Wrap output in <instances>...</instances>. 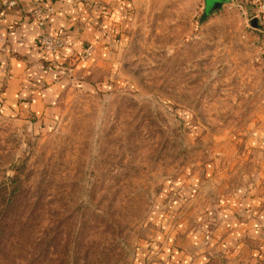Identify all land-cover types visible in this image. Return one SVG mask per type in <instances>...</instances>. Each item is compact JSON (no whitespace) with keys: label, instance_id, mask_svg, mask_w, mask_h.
Returning <instances> with one entry per match:
<instances>
[{"label":"rangeland","instance_id":"374dc122","mask_svg":"<svg viewBox=\"0 0 264 264\" xmlns=\"http://www.w3.org/2000/svg\"><path fill=\"white\" fill-rule=\"evenodd\" d=\"M194 2L151 0L129 19L101 8L89 40L45 62L48 109L0 97V187L21 181L47 240L30 264H264L250 0L206 16Z\"/></svg>","mask_w":264,"mask_h":264},{"label":"crops","instance_id":"0c3cea01","mask_svg":"<svg viewBox=\"0 0 264 264\" xmlns=\"http://www.w3.org/2000/svg\"><path fill=\"white\" fill-rule=\"evenodd\" d=\"M150 2L151 0H0V97L3 106L11 111H30L37 116L41 115L49 108L55 95V85L49 77L52 73L45 62L67 57L78 50L86 39L89 40L95 34L99 22L96 12L101 11V8L113 14L121 10L123 17L129 19L135 7L140 9ZM205 2L211 0H202V7ZM259 2L260 0H250L243 3V10L252 13L250 20L258 18L257 26H249L243 37L249 38L256 46L254 59L262 64L264 16L255 13ZM194 3L200 4L201 0ZM37 11L43 15L47 31L61 36L65 41L64 46L55 54L45 52L38 46L40 28L35 20Z\"/></svg>","mask_w":264,"mask_h":264},{"label":"trees","instance_id":"16d2710c","mask_svg":"<svg viewBox=\"0 0 264 264\" xmlns=\"http://www.w3.org/2000/svg\"><path fill=\"white\" fill-rule=\"evenodd\" d=\"M18 178L0 187V264H30L42 262L48 251L47 240L36 238L35 203Z\"/></svg>","mask_w":264,"mask_h":264},{"label":"built area","instance_id":"2783aa9c","mask_svg":"<svg viewBox=\"0 0 264 264\" xmlns=\"http://www.w3.org/2000/svg\"><path fill=\"white\" fill-rule=\"evenodd\" d=\"M255 13L256 15L264 16V0H260ZM35 17L38 27L40 28L38 35V45L40 49L49 53H57L64 46V39L59 35H53L47 31V25L40 12H37Z\"/></svg>","mask_w":264,"mask_h":264},{"label":"water","instance_id":"95a60500","mask_svg":"<svg viewBox=\"0 0 264 264\" xmlns=\"http://www.w3.org/2000/svg\"><path fill=\"white\" fill-rule=\"evenodd\" d=\"M228 0H211V2H205V6L203 7V13L204 15L210 14L212 11L219 10L224 3H226ZM257 17H254L250 20V24L253 27L257 26Z\"/></svg>","mask_w":264,"mask_h":264}]
</instances>
